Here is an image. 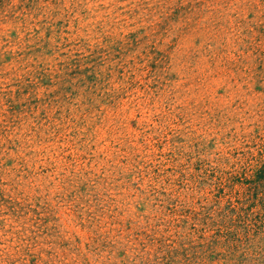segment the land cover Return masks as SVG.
Wrapping results in <instances>:
<instances>
[{"label": "rangeland", "instance_id": "rangeland-1", "mask_svg": "<svg viewBox=\"0 0 264 264\" xmlns=\"http://www.w3.org/2000/svg\"><path fill=\"white\" fill-rule=\"evenodd\" d=\"M263 164L264 0H0V264H264Z\"/></svg>", "mask_w": 264, "mask_h": 264}, {"label": "trees", "instance_id": "trees-1", "mask_svg": "<svg viewBox=\"0 0 264 264\" xmlns=\"http://www.w3.org/2000/svg\"><path fill=\"white\" fill-rule=\"evenodd\" d=\"M256 180L257 181L250 184V185H252L253 188H255V190H256V188L259 187L258 185L264 184V164H263L261 170H259ZM262 197H263V195H261L259 199H257L258 197L255 198V200L257 199L255 202H254V199L252 200V198H251V200L249 202H247L248 207L254 208V207H256V203H259L260 204L259 206L264 205V200L261 199ZM257 206H258V204H257Z\"/></svg>", "mask_w": 264, "mask_h": 264}]
</instances>
